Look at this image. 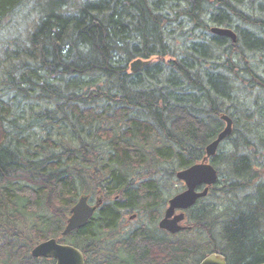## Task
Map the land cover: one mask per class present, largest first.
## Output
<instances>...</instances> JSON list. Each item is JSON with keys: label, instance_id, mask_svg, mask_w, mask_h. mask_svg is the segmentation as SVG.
Segmentation results:
<instances>
[{"label": "trees", "instance_id": "1", "mask_svg": "<svg viewBox=\"0 0 264 264\" xmlns=\"http://www.w3.org/2000/svg\"><path fill=\"white\" fill-rule=\"evenodd\" d=\"M211 26L236 42L200 41ZM246 52L264 58V0H0V264H51L30 256L51 238L86 264H264V72ZM222 114L221 183L170 236L175 173ZM79 196L102 204L63 237Z\"/></svg>", "mask_w": 264, "mask_h": 264}, {"label": "water", "instance_id": "2", "mask_svg": "<svg viewBox=\"0 0 264 264\" xmlns=\"http://www.w3.org/2000/svg\"><path fill=\"white\" fill-rule=\"evenodd\" d=\"M210 32L219 37L230 38L232 42L236 41L235 34L225 28L215 27ZM148 62L136 60L130 64L132 73L138 72L142 67L147 66ZM221 120L225 123L224 129L216 136V138L206 146L205 159L186 169L176 173V179L183 182L185 190L168 201V208L165 211L164 218L159 223V228L166 230L170 234H176L182 231L183 227L179 225L184 220V214H175V211H185L195 205L200 198L206 197L209 188L218 181V174L215 168L208 160L216 154V151L227 137L232 133V120L227 115H222ZM199 187H204L199 191ZM98 202L95 206L89 205L86 197L78 199L77 203L71 210V216L66 222V227L62 232V236L85 227L93 216ZM35 258L54 259L55 264H84L81 252L70 245L59 244L55 239H50L37 245L31 252ZM200 264H226L225 259L218 255L207 256Z\"/></svg>", "mask_w": 264, "mask_h": 264}, {"label": "rangeland", "instance_id": "3", "mask_svg": "<svg viewBox=\"0 0 264 264\" xmlns=\"http://www.w3.org/2000/svg\"><path fill=\"white\" fill-rule=\"evenodd\" d=\"M19 18H17L15 21L16 22H19ZM22 25H23V22H21L19 25H17L15 28H17V29H19V30H21L22 31ZM211 27H213V26H211ZM210 27V28H211ZM195 33H197V35L199 36V39H200V41L201 40H209L210 39V35H209V31L206 33V34H203L202 33V31L201 32H195ZM245 55L248 57V58H250V59H252L253 61H257V63H258V67H259V70H261L262 72H264V58H261V56H260V54H252V53H249V52H246L245 53ZM132 62V61H131ZM131 62H129L128 63V65H127V68L129 69V65L131 64ZM151 62H153V61H151ZM240 98H241V95H240ZM240 101H242V100H240ZM230 149H231V145L228 143V142H224L223 144H221V146L219 147V149H218V152H217V156H218V159H217V163H220V162H222V160H223V158H224V156H225V154L227 153V152H229L230 151ZM220 183H221V180H220ZM219 185V184H218ZM218 185H217V187H218ZM178 186H179V188H180V186H181V184L179 183L178 184ZM210 199H212L211 200V202H215V197H211ZM217 202V201H216ZM92 203L94 204V201H92ZM219 207V206H218ZM127 218V217H126ZM133 220L132 221H130L131 222V224H133V222L134 221H138V223L140 222V219H137V218H135V217H131ZM159 221H160V219H159ZM137 223V222H136ZM131 224H129L127 227H126V229L130 226L131 227ZM186 224H187V226H188V222H186ZM137 225V224H136Z\"/></svg>", "mask_w": 264, "mask_h": 264}, {"label": "flooded vegetation", "instance_id": "4", "mask_svg": "<svg viewBox=\"0 0 264 264\" xmlns=\"http://www.w3.org/2000/svg\"><path fill=\"white\" fill-rule=\"evenodd\" d=\"M32 264H41V263L33 262Z\"/></svg>", "mask_w": 264, "mask_h": 264}]
</instances>
